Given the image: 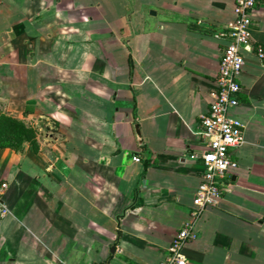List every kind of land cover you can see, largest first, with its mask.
Segmentation results:
<instances>
[{"label": "crops", "instance_id": "1", "mask_svg": "<svg viewBox=\"0 0 264 264\" xmlns=\"http://www.w3.org/2000/svg\"><path fill=\"white\" fill-rule=\"evenodd\" d=\"M235 0H0V264H158L192 220ZM244 143L185 264H264V0ZM138 157L139 162L133 158Z\"/></svg>", "mask_w": 264, "mask_h": 264}, {"label": "built area", "instance_id": "2", "mask_svg": "<svg viewBox=\"0 0 264 264\" xmlns=\"http://www.w3.org/2000/svg\"><path fill=\"white\" fill-rule=\"evenodd\" d=\"M257 0H235L234 19L227 30L220 35L229 42L223 49L216 89L210 93L211 102L206 114L201 115V135L207 149L200 155L190 154V160L200 158L204 172L192 201V220L175 235L167 255L158 264H185L182 249L186 243L197 238L194 222L202 212L218 205L220 186L230 168L236 163L231 159L232 151L244 143V125L229 115L239 105L241 87L238 78L245 64L242 50L250 47L252 39L253 12ZM256 53L264 59V49L257 45ZM139 162L138 157L133 158Z\"/></svg>", "mask_w": 264, "mask_h": 264}]
</instances>
